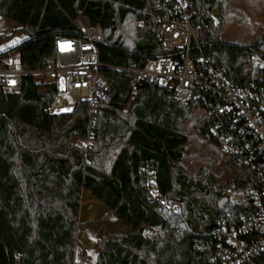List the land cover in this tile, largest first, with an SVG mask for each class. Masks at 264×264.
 <instances>
[{
    "label": "trees",
    "instance_id": "16d2710c",
    "mask_svg": "<svg viewBox=\"0 0 264 264\" xmlns=\"http://www.w3.org/2000/svg\"><path fill=\"white\" fill-rule=\"evenodd\" d=\"M158 1L0 0V15L20 24L1 34L0 42L16 32L27 35L0 52V66L13 51L25 70L46 65L53 59L55 38L78 35L77 17L102 27V63L140 66L165 54L158 43V22L146 14L157 11ZM186 1L197 41L211 63L234 85L255 81L264 88V38L243 45L227 42L219 37L225 0ZM254 57L261 62L253 63ZM111 66L99 68L109 87L91 115L87 102L49 113L51 89L36 85L29 74L22 76L19 93L0 87V264H84V250L74 261L82 224L100 230L96 264L208 263L214 245L210 231L220 214L233 207L225 190L246 186L250 170L240 168L227 178L228 155L217 172L191 169L184 162L186 124L191 121L199 138L215 144L220 157L222 144L211 128L222 125L223 116L200 101L181 103L153 84H133L125 71ZM90 116L92 144L84 152L71 139L87 131ZM146 163L155 171L158 193L178 203L181 214L149 198L141 172ZM82 190L106 214L120 218L126 230L112 233L102 223L105 214L80 223ZM171 222L186 231L170 236L165 226Z\"/></svg>",
    "mask_w": 264,
    "mask_h": 264
},
{
    "label": "built area",
    "instance_id": "2783aa9c",
    "mask_svg": "<svg viewBox=\"0 0 264 264\" xmlns=\"http://www.w3.org/2000/svg\"><path fill=\"white\" fill-rule=\"evenodd\" d=\"M155 9L146 14L158 22L157 38L164 55L140 66L104 64L98 49L99 43L106 42L102 27L78 17L73 20L78 35L55 38L53 59L46 65L25 70L18 52L6 54L0 66V87L7 93H19L22 76L29 74L36 85L51 89L49 113L71 111L87 102L91 115L109 87L99 68L111 66L125 71L133 84H153L181 103L200 101L210 112L223 116V124L211 128L222 144L218 161L229 156L225 172L229 179L240 168H249L250 175L246 186L225 190L233 207L220 214L210 231L214 245L207 264H264V88L255 81L234 85L221 67L211 63L197 41V27L191 22L192 10L186 0H159ZM258 62L261 60H253ZM93 121L90 116L87 131L71 139L84 152L92 144ZM141 172L149 198L171 213L181 214L178 203L158 193L151 164H144ZM165 229L173 237L186 231L177 222L168 223Z\"/></svg>",
    "mask_w": 264,
    "mask_h": 264
},
{
    "label": "rangeland",
    "instance_id": "374dc122",
    "mask_svg": "<svg viewBox=\"0 0 264 264\" xmlns=\"http://www.w3.org/2000/svg\"><path fill=\"white\" fill-rule=\"evenodd\" d=\"M216 13L220 12L217 9L214 11L215 23L218 20V18L216 19L215 17ZM221 15L220 38L227 42L240 45L263 40L264 0H225ZM0 18L4 20L0 19V32H4L8 29L7 26L8 23H11V20L2 15ZM24 34L23 31H20L18 35L13 37V40L18 39L20 36H24ZM254 59L260 58L254 57L253 60ZM185 133L188 136V141L184 151V162L194 171L207 168L217 172L219 170V151L217 146L199 138L191 121L186 124ZM94 212H96V207L94 208ZM82 225L79 227L81 230L80 236L85 232L84 229H91L98 237L100 236V230L96 226L91 225L86 228V226ZM124 230H126L125 227L123 228L119 225L116 229L111 231L114 234H118ZM93 243L96 245L95 242Z\"/></svg>",
    "mask_w": 264,
    "mask_h": 264
},
{
    "label": "crops",
    "instance_id": "0c3cea01",
    "mask_svg": "<svg viewBox=\"0 0 264 264\" xmlns=\"http://www.w3.org/2000/svg\"><path fill=\"white\" fill-rule=\"evenodd\" d=\"M0 17H1V15H0ZM1 20H3V19H1ZM9 20H11V19H9ZM7 27H8V29L5 30L4 32H0V35L1 34H8L12 30L18 29L20 27V24L16 21L11 20V23H8ZM18 33L19 32H16V34H13L11 37L0 42V52L14 46L15 44H17L18 42H20L21 40H23L27 36L26 34H24V36H20L18 39L13 40V37L15 35H18ZM95 207H96V212H94ZM106 213H108V210L97 199L92 197L88 193V191H86V190L81 191L79 211H78V220L80 223H84L85 221H88V220H97L102 215L105 214L103 222H102L103 225H106L110 230L116 229V227L121 224L120 218H118L114 213H109V214H106ZM80 226H78L77 232H76V237H77L78 242H77V244L75 246V250H74V261L77 262L81 258L82 251L84 250L86 253V258H85L84 264H96V255L98 253V240H99L101 234L98 237L97 234L94 233L93 230L84 229L85 232L82 233V236H80L81 235V233H80L81 230L79 228ZM82 226H86V228H88V226H91V225L86 224V225H82ZM89 228H91V227H89ZM92 241L95 242L96 245Z\"/></svg>",
    "mask_w": 264,
    "mask_h": 264
},
{
    "label": "water",
    "instance_id": "95a60500",
    "mask_svg": "<svg viewBox=\"0 0 264 264\" xmlns=\"http://www.w3.org/2000/svg\"><path fill=\"white\" fill-rule=\"evenodd\" d=\"M140 231H142V229H140Z\"/></svg>",
    "mask_w": 264,
    "mask_h": 264
}]
</instances>
